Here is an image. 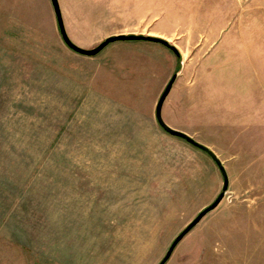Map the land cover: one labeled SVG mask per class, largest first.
<instances>
[{
    "label": "rangeland",
    "instance_id": "374dc122",
    "mask_svg": "<svg viewBox=\"0 0 264 264\" xmlns=\"http://www.w3.org/2000/svg\"><path fill=\"white\" fill-rule=\"evenodd\" d=\"M0 0V264H264V0Z\"/></svg>",
    "mask_w": 264,
    "mask_h": 264
},
{
    "label": "water",
    "instance_id": "95a60500",
    "mask_svg": "<svg viewBox=\"0 0 264 264\" xmlns=\"http://www.w3.org/2000/svg\"><path fill=\"white\" fill-rule=\"evenodd\" d=\"M51 4L53 6V10H54V14L56 17V21H57V26H58V30L59 33L61 35V38L63 40V42L73 51L82 54V55H86V56H94L96 54H98L102 49H104L107 45H109L110 43L116 42V41H135V40H145V41H152V42H156V43H161L164 46L170 48L177 56L179 55L177 49L171 45L167 40L160 38V37H156V36H149V35H141V34H116V35H110L107 36L106 38H104L101 42H99L96 46L92 47V48H82L78 45H76L75 43H73L70 38L68 37L65 27H64V23H63V18H62V14H61V10L59 7V3L58 0H50ZM177 74L174 73L171 78L169 79V81L167 82L165 88L163 89L162 93L160 94L156 105H155V118L157 120V123L159 124V126L166 131L167 133H169L172 136H176V137H180L183 138L184 140H186L187 142H189L190 144L198 147L199 149L205 151L211 158L212 160L216 163V165L218 166L222 178H223V185H222V190L221 192L218 194V196L215 198V200L210 203L208 206L204 207L182 230L181 232L174 238V240L172 241V243L170 244L169 248L167 249L164 257L157 263V264H165V262L169 259V257L171 256L173 249L175 248V246L178 244V242L194 227L196 226L200 220L210 211H212L213 209H215L218 204L220 203V201L223 199L225 192L228 188V176L227 173L225 171L224 166L222 165L221 160L216 156V154L210 150L207 146L197 142L196 140H194L192 137H190L188 134H186L183 131H180L178 129L172 128L170 126H168L162 119L161 116V110H162V105L167 97V95L169 94L172 84L176 79Z\"/></svg>",
    "mask_w": 264,
    "mask_h": 264
}]
</instances>
